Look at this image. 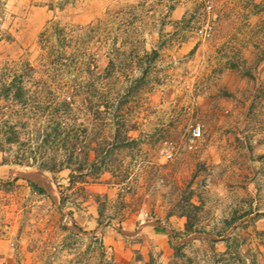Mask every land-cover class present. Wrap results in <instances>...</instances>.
Returning <instances> with one entry per match:
<instances>
[{"label":"rangeland","instance_id":"374dc122","mask_svg":"<svg viewBox=\"0 0 264 264\" xmlns=\"http://www.w3.org/2000/svg\"><path fill=\"white\" fill-rule=\"evenodd\" d=\"M14 64L76 104L97 179L11 145L35 160L0 165V264H264V0H0Z\"/></svg>","mask_w":264,"mask_h":264},{"label":"trees","instance_id":"16d2710c","mask_svg":"<svg viewBox=\"0 0 264 264\" xmlns=\"http://www.w3.org/2000/svg\"><path fill=\"white\" fill-rule=\"evenodd\" d=\"M28 71L26 64L5 65L0 69V153L3 155L0 165L30 166L29 159L35 160L32 156L34 153H28L26 149L20 150L12 161L6 154L11 145L23 139L29 142L23 145L30 147L28 145L33 137L36 140L42 137L38 149H43L44 155H41L40 164L36 168L40 172L49 173L55 185L58 182L53 176L64 172L68 173L69 187L76 183L86 185L90 180L97 179L88 163V128L81 126L82 128L75 130L68 124L77 110L76 104L64 99L39 98L42 93L53 96L54 89L41 82L28 81L27 75L25 76ZM30 93L33 94L31 97ZM86 103V100H82L80 107L87 108ZM30 106L34 112H31ZM29 114L34 117H49L53 122L49 132L29 130ZM48 146L51 151L47 149ZM31 187L38 194H45L42 188L34 184ZM62 202L60 200V204ZM185 231L187 235L196 232L189 223L186 224Z\"/></svg>","mask_w":264,"mask_h":264},{"label":"bare ground","instance_id":"6f19581e","mask_svg":"<svg viewBox=\"0 0 264 264\" xmlns=\"http://www.w3.org/2000/svg\"><path fill=\"white\" fill-rule=\"evenodd\" d=\"M12 174L14 176H18V177H25L28 179H31L35 182H37L38 184L41 185H46L47 188H52L51 184L49 183V181L40 173H38L37 171L30 169V168H16L12 171ZM49 189V190H50Z\"/></svg>","mask_w":264,"mask_h":264},{"label":"built area","instance_id":"2783aa9c","mask_svg":"<svg viewBox=\"0 0 264 264\" xmlns=\"http://www.w3.org/2000/svg\"><path fill=\"white\" fill-rule=\"evenodd\" d=\"M192 137H193V139H196V138L200 137V131H199V129H195L193 131Z\"/></svg>","mask_w":264,"mask_h":264}]
</instances>
